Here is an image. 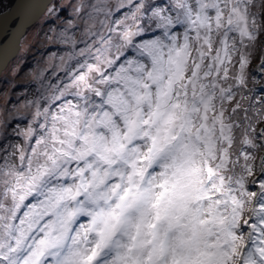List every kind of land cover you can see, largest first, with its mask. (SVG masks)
I'll use <instances>...</instances> for the list:
<instances>
[{"label": "snow or ice", "instance_id": "obj_1", "mask_svg": "<svg viewBox=\"0 0 264 264\" xmlns=\"http://www.w3.org/2000/svg\"><path fill=\"white\" fill-rule=\"evenodd\" d=\"M32 7L0 0V34ZM257 9L76 0L25 122L0 124V264H264Z\"/></svg>", "mask_w": 264, "mask_h": 264}, {"label": "rangeland", "instance_id": "obj_2", "mask_svg": "<svg viewBox=\"0 0 264 264\" xmlns=\"http://www.w3.org/2000/svg\"><path fill=\"white\" fill-rule=\"evenodd\" d=\"M75 2L76 0H50L37 19L22 33L16 53L0 70V124L5 118L9 119V133L25 122L17 118L28 111L25 105L39 87L41 73L46 77L51 76L53 62L49 60V56L61 46L50 38L66 27L67 21L73 18L72 4ZM257 3H261V0H257ZM49 8H56L58 11L49 14ZM256 11L259 13L258 23L264 24V9ZM258 41L253 50L256 59L251 65L253 71L251 73L250 70L249 87L254 86L258 94H264V71L258 67L261 51L264 50V35L258 36ZM52 79L55 80V77ZM17 139L13 135L8 136L9 143Z\"/></svg>", "mask_w": 264, "mask_h": 264}, {"label": "water", "instance_id": "obj_3", "mask_svg": "<svg viewBox=\"0 0 264 264\" xmlns=\"http://www.w3.org/2000/svg\"><path fill=\"white\" fill-rule=\"evenodd\" d=\"M18 1L19 0H13L11 5L6 7V10L13 11ZM48 1L49 0H38L35 11H33L28 17H26V19H24L23 23L19 27H10L5 33L0 34V52L2 51V49H4L8 40L11 39L12 41L11 45L8 47L6 46V51L0 56V70L4 67L6 62L16 53V50L19 46L18 39L24 32L25 28L37 19Z\"/></svg>", "mask_w": 264, "mask_h": 264}, {"label": "bare ground", "instance_id": "obj_4", "mask_svg": "<svg viewBox=\"0 0 264 264\" xmlns=\"http://www.w3.org/2000/svg\"><path fill=\"white\" fill-rule=\"evenodd\" d=\"M37 1L38 0H28V2L31 4V5H33V7L32 8H30L28 11H27V13H26V15H25V19H26V17H28L33 11H35V8H36V6H37ZM50 1V0H49ZM48 1V2H49ZM4 2L5 3H7V4H5L6 5V7H8L9 5H11V3L13 2V0H4ZM19 2V1H18ZM47 6V3L45 4V6H44V8L43 9H45V7ZM32 24V23H31ZM30 25V24H29ZM26 29H27V27L25 28V30L24 31H26ZM13 32H14V29H13ZM24 33V32H23ZM11 39L10 40H8L7 41V43H6V45H5V47H4V49H2V51L0 52V56L6 51V46L8 47V46H10L11 45ZM18 43H19V39H18ZM20 44V43H19ZM18 44V45H19ZM19 47V46H18ZM12 58V57H11ZM5 66V65H4Z\"/></svg>", "mask_w": 264, "mask_h": 264}, {"label": "trees", "instance_id": "obj_5", "mask_svg": "<svg viewBox=\"0 0 264 264\" xmlns=\"http://www.w3.org/2000/svg\"><path fill=\"white\" fill-rule=\"evenodd\" d=\"M252 71H253V69H251V73H252ZM250 88H254V95H258V93H257V91L255 90V87L254 86H252V87H250Z\"/></svg>", "mask_w": 264, "mask_h": 264}]
</instances>
